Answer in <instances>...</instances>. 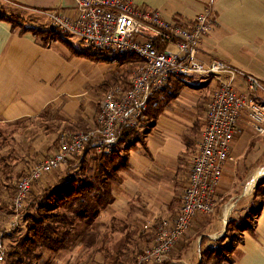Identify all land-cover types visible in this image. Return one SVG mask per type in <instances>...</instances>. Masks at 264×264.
I'll return each instance as SVG.
<instances>
[{"label": "crops", "instance_id": "obj_1", "mask_svg": "<svg viewBox=\"0 0 264 264\" xmlns=\"http://www.w3.org/2000/svg\"><path fill=\"white\" fill-rule=\"evenodd\" d=\"M132 1L139 8L158 10L165 20L179 18L184 23L192 22L210 7L215 21L211 32L198 46V58L204 62L213 59L227 62L237 71L236 89L264 103V92L251 91L244 77V73L251 74L264 85V0ZM3 3L9 4H0V14L22 20L26 28H54L48 14L50 10H62L72 16L76 13L75 0H10ZM20 9L33 15L28 17ZM21 31L22 26L14 29L9 20L0 19V123L24 121L28 126L34 125L37 130L34 133L38 134L29 136L27 133L29 138L25 140L27 144L24 143L29 158L23 152L25 160H35L39 156L33 153L41 148L49 149V155L54 152L52 146L62 132L74 133L93 127L106 93L116 85L130 84L135 62L127 63L125 68L117 61L115 75L109 76L107 65L90 68L87 58L72 51L75 48L71 43L67 42L72 50L64 42L45 44L32 31ZM144 33L143 38H146L153 31L146 28ZM169 48L176 51L172 44ZM125 72L130 78L124 76ZM225 76L207 79L189 75L185 79L187 85L164 105L163 112L145 133L147 149L138 143L130 151V165L123 172L124 180L113 183L114 202L97 218H110L108 222L112 229L117 223L151 228L146 234L152 232L149 241H153L156 223L176 214L180 208L205 128L206 104L211 90ZM231 155L233 160L226 165L216 191L218 212L195 216L190 229L167 258L172 264L181 261L182 264H198L183 257L184 249L191 240L201 250L203 246L214 245V239L224 231V219L235 217L240 202L247 201L248 195L253 197L257 182L264 176V138L255 134L245 117L233 140ZM227 200L234 202L228 206L225 205ZM262 201L254 232L244 233L235 260L229 264H264V195ZM203 236L205 241L201 245Z\"/></svg>", "mask_w": 264, "mask_h": 264}, {"label": "built area", "instance_id": "obj_2", "mask_svg": "<svg viewBox=\"0 0 264 264\" xmlns=\"http://www.w3.org/2000/svg\"><path fill=\"white\" fill-rule=\"evenodd\" d=\"M75 2L73 16L57 9L48 12L54 27L79 36L90 46L134 54L139 60L133 64L134 73L128 87L119 84L106 93L93 127L74 133L62 132L58 148L18 178L12 226L20 218L36 182L58 171L87 148L99 154L113 152L120 130L139 124L150 98L168 86L172 77L199 75L208 79L226 74L211 90L206 104V124L180 208L176 214L156 223L153 241L138 256L137 264H161L187 233L195 216L216 212V191L226 165L233 160L231 147L241 119L247 118L255 134L264 138V103L236 89L237 71L227 62L219 59L204 62L198 58V46L211 32L215 21L210 7L192 22L184 23L179 18L165 20L158 10L139 8L132 0ZM146 28L153 34L143 38ZM171 44L176 51L169 48ZM244 77L251 91L264 92V85L257 77L247 73Z\"/></svg>", "mask_w": 264, "mask_h": 264}, {"label": "trees", "instance_id": "obj_3", "mask_svg": "<svg viewBox=\"0 0 264 264\" xmlns=\"http://www.w3.org/2000/svg\"><path fill=\"white\" fill-rule=\"evenodd\" d=\"M0 19L9 20L13 28L18 25L14 18L0 14ZM56 28V27H54ZM53 27L48 29L42 28H26L22 26V31H32L36 35H40L45 44L60 40V34ZM60 31V30H59ZM62 32V31H61ZM62 39V38H61ZM50 40V41H48ZM78 55H86L94 57L93 54L75 51ZM137 62L139 58L134 54L117 52L113 60L123 61L131 59ZM96 60H102V57H94ZM189 75H179L172 77L170 84L162 91L155 93L149 100V107L145 112V117L140 120L135 127H123L118 135V142L113 152L109 154H95L87 148L82 156H77L76 160L70 162L69 165L76 168L74 161L81 159L79 162V171L71 172V168L66 167L64 174L60 176L53 184L42 191L41 197L31 202V215L27 218L22 213L20 217L25 219V233L20 239V248L9 252L12 264L23 262L22 257H30L37 248L48 249L56 252L68 246L69 241L76 235L72 226L76 219H81L87 224L93 223L99 213L114 202L113 183L122 182L124 180L123 172L129 169V153L141 144L147 149L144 140L145 133H148L150 125H154L159 115L163 112L164 105L175 98L182 88L187 85L185 79ZM128 84L125 85V88ZM16 155H9L10 160L14 161ZM76 156V155H75ZM74 158V157H73ZM18 161V160H17ZM16 161V162H17ZM10 163V162H8ZM94 163V167H93ZM12 164L0 166V171H9L13 168ZM1 172V173H2ZM64 175V176H63ZM3 183L0 182V187ZM3 187V186H2ZM15 186L12 188L15 194ZM11 188V187H9ZM1 193V188H0ZM264 195V176L257 182L252 197L249 211L242 216V220L247 222L239 225L234 219L227 222L230 232L229 236H222L215 245L207 246L205 252L198 264H229L235 260L237 255V246L243 241L245 232H254L256 226V218L262 211V197ZM14 197V195L12 196ZM30 200V198H29ZM28 204V203H27ZM26 204V206H27ZM13 207V198H12ZM253 220V222H252ZM237 224V232H240L239 238L235 239V234H231L232 229ZM238 234V233H236ZM229 241H226V238ZM205 237H202L201 245L204 244ZM143 251V249H142ZM140 251V253L142 252ZM202 251V250H201ZM134 258L135 264L138 262V256ZM40 257V254H35ZM118 256L114 257V261H118ZM161 264H172L169 260H165Z\"/></svg>", "mask_w": 264, "mask_h": 264}, {"label": "rangeland", "instance_id": "obj_4", "mask_svg": "<svg viewBox=\"0 0 264 264\" xmlns=\"http://www.w3.org/2000/svg\"><path fill=\"white\" fill-rule=\"evenodd\" d=\"M4 1L10 2V0H0V4H9L3 3ZM20 10H22L23 13L28 14V17L29 15H33L32 12H26L23 9ZM28 17L26 16V20ZM14 21L18 27L24 26L21 22L22 20L15 19ZM54 29L57 30L56 28ZM57 31L60 34L59 36L62 38H60L58 41L64 42L66 44L67 42L71 43L73 45L72 47L75 48V51L77 50L86 52L93 54L94 57L103 58L102 60H96L94 57L78 55L84 57V59L87 58L86 62H90V68L93 69L96 66H100V64H105L109 67V76L111 74L115 75L116 69L114 68L116 67L117 60H113V58L117 55L116 51L90 46L77 35L66 34L59 30ZM32 33L42 42H44L40 35H36L34 32ZM69 43L67 45H69L71 48ZM133 59H135V57L119 61V65L123 64L126 68L128 67L127 63H131ZM118 71L120 72V68ZM124 76H126V78H130V75L126 72L124 73ZM108 82L110 81H107L106 83ZM27 127L29 128L26 129ZM36 131L37 130L34 125L28 126V123L24 121H19L12 124L0 123V166H4L5 164H12L14 166L13 168L8 169L9 171H0V182L3 183V187H0V264H12L11 258L8 256V254L17 248H20V239L25 233L24 231L26 222L24 218L20 217L17 219L16 224L12 226V196L14 195V193L12 194V192H14L12 187L15 186L16 181L26 171V169L31 168L40 159H44L50 153L49 149L41 148V151L33 153V155L37 154V157L39 156V158L35 160H25L24 154L26 153V157L28 158L30 155V153L27 152V146L24 144L26 143L25 140H27L29 136L38 134L34 133ZM27 133L29 135L28 137H26ZM59 138H56V144L54 143L55 146H52L55 150L58 148ZM46 146L47 145H44V147ZM90 150L95 154H99L93 149ZM83 154L84 153L78 154L74 156V158L69 159L67 164L61 169L51 173L48 179L45 178L36 182L34 184L35 188L26 200L21 214L23 213V216L27 218L28 215H31L29 212L36 211V209L33 207L31 208V202H34L36 198H40L42 191L59 179L60 176L64 174L66 167L69 166L68 168H71V172L73 173L78 172L79 162L81 161L82 157L81 159L78 158L77 162L74 161L76 168L69 164L71 161L76 160L77 156H82ZM9 155H16L15 160H10L11 158ZM251 197L252 195H248L247 201L240 202L239 205L241 206L239 207L240 209L238 212L234 215L235 217L231 216L230 218V216H228L227 222L231 219H234V221L238 222L239 225L247 222L245 219L242 220L241 216L245 212L247 213L249 211L252 202ZM230 202L233 203L234 200H227L225 205L229 204ZM228 206H230V204ZM234 208L235 204L232 209ZM108 219L110 218L101 216L100 218H97L96 221L94 220L91 224H87L81 219H76L74 221V225L72 226L73 231L76 232V235L71 239V241H69V244L66 248L56 252L50 251L48 249L37 248L32 256L22 257L23 262L18 264H135L134 258H136L140 251H142V249H144V247L149 242H151L149 241V237L153 233L150 232L151 234H146L149 230H151V228L145 229V226H129L127 224L117 223L116 227L113 226L114 229H112V225H109L110 221L108 222ZM225 221L226 220L224 219V231L220 233L221 236L219 238L222 236H229L228 233L230 230L228 229V224ZM238 223L234 224L235 227L231 232V234H235V239L239 238L240 236V232H237ZM219 238H215L214 240L217 241ZM215 241L214 245L216 244ZM226 241H229V239L226 238ZM203 252H205V246L202 247L201 251V249H199V245L194 240H191L188 246L184 249L183 257L194 263H199ZM35 254H40V257H37ZM116 256L119 257L117 262L114 261V257ZM178 264H182V261Z\"/></svg>", "mask_w": 264, "mask_h": 264}]
</instances>
